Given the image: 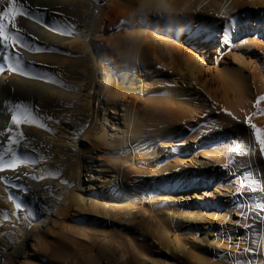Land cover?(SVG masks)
I'll return each mask as SVG.
<instances>
[{
    "label": "bare ground",
    "instance_id": "1",
    "mask_svg": "<svg viewBox=\"0 0 264 264\" xmlns=\"http://www.w3.org/2000/svg\"><path fill=\"white\" fill-rule=\"evenodd\" d=\"M108 1L27 0L36 19L17 20L27 44L57 51L19 48L31 76L0 73V164H18L0 171L1 264L19 258L32 236L37 245L51 239L59 219L85 236V227L106 232L108 217L132 223L139 213L145 264H264V229L252 243L242 239L257 225L242 206L264 198V158L250 151L251 136L264 131V105L252 104L264 92V44L245 35L264 27V0H209L202 10L190 0H122L125 32L107 38L117 26ZM225 32L228 60L206 77L200 52L225 44ZM17 102L45 127L16 129ZM119 107L114 136L107 110ZM9 128L23 133L19 145H8ZM85 170L100 177L97 187ZM63 260L74 263L71 253Z\"/></svg>",
    "mask_w": 264,
    "mask_h": 264
},
{
    "label": "rangeland",
    "instance_id": "2",
    "mask_svg": "<svg viewBox=\"0 0 264 264\" xmlns=\"http://www.w3.org/2000/svg\"><path fill=\"white\" fill-rule=\"evenodd\" d=\"M190 1L193 2V4L198 5V9L202 10L206 5V2L209 0ZM107 3L108 6L110 4V8H113V10L111 9L112 17L115 16L117 18V26L111 30H107L106 37L109 38L112 36L114 37V35L117 34H123L125 32V21H121L120 15H122L123 12H126L127 9L122 3V0H109ZM126 26L128 28L133 27L132 23H127ZM44 27V30L46 31H49V29H51V22L49 23V19L45 20ZM253 29H250L251 31L247 30L245 35L248 36L256 34V38H258V40L260 42L262 41L261 43L264 44V27L260 28L258 31H254ZM106 46L107 45L104 46V49L107 48ZM229 48V45L223 44L221 46L220 44H218L215 47L209 48L207 51L200 52L204 58L205 66L207 65L206 67L210 68L207 70L208 72L206 71V77H211L214 74L215 67L217 68L223 66L226 63V61L228 60ZM20 49L22 51L25 50L28 53L31 51L26 47ZM67 49L71 54L75 52V49L72 47L69 48L68 46ZM253 50L254 52L262 53V49H259L258 46H255ZM25 68L28 69L27 67ZM107 116L109 118V121L106 122V128L108 129V132L113 133L114 136H118L120 134L119 126L122 122V108L119 107L117 110H107ZM193 149L194 148L191 147L190 152ZM157 150H162L161 145L157 144ZM95 159L97 161L102 160L98 157H96ZM212 169L213 168L211 167L206 168L204 170V174L208 176L209 173H211ZM194 172L196 174H199V169L195 168ZM214 173L215 176L220 175V171H218V168H215ZM84 174H87L85 175V179H89V181H86L87 185L92 183L93 186H98V183L100 182L99 176H97L96 174L93 175L87 170H85ZM88 188L89 186H85L86 190ZM107 203L108 205H110L114 202L108 199ZM253 203L242 206V210L244 212L246 210L247 212L252 211L257 215V225L252 224L250 226V229L245 232L247 235L245 234L242 236V239L247 237L245 238L247 242L253 241V238L256 237L257 233L259 232L258 230L264 229V198L259 199L257 202H255V205ZM146 205H150V202L148 200H145V207ZM141 207L142 206L139 205L134 209V211L140 209ZM146 214L148 215V213ZM114 218L115 217H108L110 225L109 229L106 232L104 228L100 227H97L95 229H89V227H85V236L79 234L80 229L77 228L76 223H70L68 221H63L62 219H59V223L57 225H53L51 222L50 225L55 227L54 234H50L51 239L43 236L42 242L37 245L35 243L34 236H32L31 241L24 247V253H22L19 258L14 259L11 261V263H9L24 264V261L26 259L27 264H63V259L65 258V256L71 253V255H73L74 257L73 264H145L143 260L147 259L140 256L138 241H136V238H140V236L138 233L134 234L135 231L139 232L143 228L142 226L145 220L141 218V214H137L132 223L126 222L124 220L119 221L118 218ZM97 223L98 222H94L91 225L96 226ZM104 226L105 224L101 225V227ZM40 232L42 233L43 230L41 229ZM209 238L210 236L208 237V239ZM202 245L206 246V242H203ZM0 257H2L1 253ZM1 261L2 258H0V264L2 263ZM67 262L69 261H66L65 264H67Z\"/></svg>",
    "mask_w": 264,
    "mask_h": 264
},
{
    "label": "snow or ice",
    "instance_id": "3",
    "mask_svg": "<svg viewBox=\"0 0 264 264\" xmlns=\"http://www.w3.org/2000/svg\"><path fill=\"white\" fill-rule=\"evenodd\" d=\"M0 3H4V0H0ZM39 11V9H38ZM28 18L35 20L36 17L32 14V9L27 4V0H7V6L0 11V47L4 49V53L2 56L3 65H0V73L5 71L17 73L25 77L31 76V67L26 69L24 67V61L18 52L19 48H28L36 53H41L44 51H57V49H45L39 45L33 47L31 44H27L24 40V36L22 35V30L17 24L18 18ZM61 34L71 35L70 31H64ZM224 43L228 45L230 43L228 39V33L224 34ZM31 65V62H28ZM44 76H47V73H44ZM43 78V77H40ZM55 83V81H52ZM195 83V81H194ZM264 92H261L259 95L255 97L252 101L253 107H258L260 105H264ZM35 109H33L30 105L17 102L12 105L10 120L12 125L15 126L16 129L21 128L24 125H38L40 128H44L45 125L39 121L38 116L35 114ZM227 111V109L225 110ZM240 112H247L243 107L239 108ZM234 114V113H233ZM264 113H258V115H262ZM251 118L249 117V120ZM237 122L239 118H237ZM251 131L248 123H244ZM9 133L7 137V143L9 146L11 145H19L20 142L24 139L22 132H16L12 134V129H6ZM254 147L250 149L252 155H259L261 158H264V153L260 152V149L256 143L259 138L262 143H264V131H256L254 135L251 136ZM27 147V145H25ZM11 151V147L8 149ZM249 154V149H244V155ZM15 159H12L8 165L0 164V171L4 170H15L18 164L15 167L12 166V163ZM21 164V163H20ZM243 192V188L237 190V194H241ZM19 208V205H17Z\"/></svg>",
    "mask_w": 264,
    "mask_h": 264
}]
</instances>
